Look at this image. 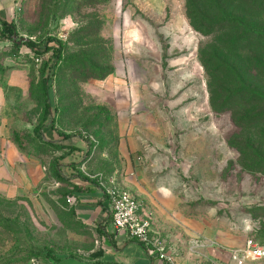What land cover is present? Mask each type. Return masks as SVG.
Returning <instances> with one entry per match:
<instances>
[{
  "label": "rangeland",
  "instance_id": "obj_1",
  "mask_svg": "<svg viewBox=\"0 0 264 264\" xmlns=\"http://www.w3.org/2000/svg\"><path fill=\"white\" fill-rule=\"evenodd\" d=\"M10 19L17 41L42 48L53 37L63 50L44 72L52 51L0 34L2 115L43 173L0 176V264H69L99 246L72 202L73 178L97 188L101 178L121 181L119 99L106 82L117 68L134 93L131 112L148 117L133 131L139 174L168 213L223 244L228 234L235 246L264 244V31L252 28H264V0H13ZM15 71L25 88L8 84ZM41 124L47 138L60 132L71 144L43 141Z\"/></svg>",
  "mask_w": 264,
  "mask_h": 264
},
{
  "label": "crops",
  "instance_id": "obj_2",
  "mask_svg": "<svg viewBox=\"0 0 264 264\" xmlns=\"http://www.w3.org/2000/svg\"><path fill=\"white\" fill-rule=\"evenodd\" d=\"M12 11L13 0H0V14L3 18L10 19ZM122 76H125V70L117 68L115 73L106 78V82L114 88L119 99L117 101L120 131L118 150L124 162L120 183L143 201L146 211L152 216L154 231L174 245L179 264H212V261L208 259L217 258L227 260V252H223L218 245L239 247L232 243L233 240L238 241L233 235L228 234L232 240L223 244L217 240L219 233L210 234L168 213L169 211L164 208L163 195L149 190L144 183V178H141L137 168L138 163L133 156L137 149L133 131L144 123L142 120L148 117H136L134 111L131 112L132 108L134 110L137 107L134 105V93L127 89L126 81ZM8 84L21 88L26 86L23 74L18 71L11 74ZM6 99L5 88L0 86V176L10 181L18 178V175H21L22 179L23 177L27 179L28 175H32L33 179L38 180L43 175L41 163L37 158L20 151L12 139L11 129L3 118L2 110ZM53 137L55 141L71 144L69 141L71 137L63 139L57 132ZM126 171L129 173V178L126 176ZM73 182L82 187V190L73 192L72 202L76 212L85 223L95 226L100 244L89 257L83 260L73 258L69 264H170L148 253L138 241L129 239L124 233L115 230L107 216L110 208L109 202L99 188L93 183L82 182L75 177ZM213 240L217 242V245L210 244Z\"/></svg>",
  "mask_w": 264,
  "mask_h": 264
},
{
  "label": "built area",
  "instance_id": "obj_3",
  "mask_svg": "<svg viewBox=\"0 0 264 264\" xmlns=\"http://www.w3.org/2000/svg\"><path fill=\"white\" fill-rule=\"evenodd\" d=\"M98 188L109 202L108 220L117 232L124 233L127 238L141 243L148 253L170 264H179L174 245L154 231L153 220L146 211L143 201L120 181L101 178ZM210 244L217 245L216 241ZM227 252V260L208 259L212 264H264V244L247 237L243 246L226 247L218 245Z\"/></svg>",
  "mask_w": 264,
  "mask_h": 264
},
{
  "label": "trees",
  "instance_id": "obj_4",
  "mask_svg": "<svg viewBox=\"0 0 264 264\" xmlns=\"http://www.w3.org/2000/svg\"><path fill=\"white\" fill-rule=\"evenodd\" d=\"M0 21H1V25H2V30H1V36L3 38H12L14 40V44L18 47H20L22 44L26 45L27 47H29L32 51H34V53L40 55V54H43L44 52H49V51H52V60H51V64H49V62H47L45 65H44V68H43V71L45 72V68H49L50 71H53L54 68L56 67V65L58 64V62L60 61L61 57H62V50H63V42L61 40H57L53 37H50L47 39V41L45 42L44 44V47L40 48V43L33 40V39H30V38H27V39H24L23 37L21 38V42L17 41L16 40V37H17V29H16V24L14 22L13 19H7V18H3V17H0ZM253 30H259V31H264V28H259V27H252ZM50 40H54L55 41V45H49V41ZM49 64V65H48ZM114 70V68L108 70L104 75H108L110 73H112ZM51 79H49V75L47 76H44L43 77V88H44V91H45V96H46V107H45V112H44V118H47V116L49 115L50 113V110L52 108V94L50 93V86H51ZM52 126H54V123L52 122L51 123ZM45 126L43 124L41 125H38L36 126L35 128V131L37 134L40 135V137L42 138L43 141L47 142V143H52L54 144L57 148H61L63 147V145H58V141H55L54 139H49L46 137L45 135ZM61 136H62V133L58 132ZM64 135V134H63ZM63 139H67L69 138V135H64L62 137ZM57 142V143H56ZM66 156V153H63L61 156L57 157L55 162H56V166L59 165L60 161L63 160V158ZM56 173L59 175V170L57 169L56 170ZM74 176V175H73ZM89 180L90 183H95V180L93 179H87ZM74 190L76 191H80L82 190V187H80L79 185L77 184H74L73 186ZM49 253V256L53 257L54 259L58 260L59 261V258L55 257L53 255L52 252L48 251Z\"/></svg>",
  "mask_w": 264,
  "mask_h": 264
},
{
  "label": "water",
  "instance_id": "obj_5",
  "mask_svg": "<svg viewBox=\"0 0 264 264\" xmlns=\"http://www.w3.org/2000/svg\"><path fill=\"white\" fill-rule=\"evenodd\" d=\"M24 39H26V38H24Z\"/></svg>",
  "mask_w": 264,
  "mask_h": 264
}]
</instances>
